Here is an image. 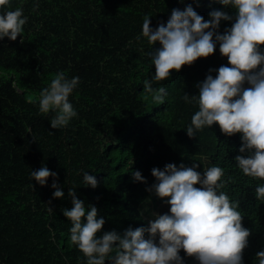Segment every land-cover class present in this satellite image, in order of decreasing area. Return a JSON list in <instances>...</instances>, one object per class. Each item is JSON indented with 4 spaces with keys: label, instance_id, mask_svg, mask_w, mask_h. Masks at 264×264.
<instances>
[{
    "label": "trees",
    "instance_id": "1",
    "mask_svg": "<svg viewBox=\"0 0 264 264\" xmlns=\"http://www.w3.org/2000/svg\"><path fill=\"white\" fill-rule=\"evenodd\" d=\"M189 4L206 21L213 10L233 16L221 20L220 34L235 22L236 10L220 0H10L0 9L19 7L27 17L16 40H0V264H87L70 241L71 221L63 214L73 207L69 188L87 211L94 205L97 219H105L97 237L109 231L123 236L129 228L149 226L151 219L139 207L155 193L148 191L157 183L152 169L163 170L168 163L198 164L195 170L202 175L211 166L224 170L225 187L218 191L239 202L242 224L251 231L243 264H258L256 253L264 251V200L257 199L255 188L264 179L244 175L238 167L235 157L248 155L239 151L242 134L227 136L218 124L192 138L186 131L199 110L191 101L198 84L218 74L210 69L231 66L219 42L207 58L152 81L154 89L167 91L163 104L144 91L143 81L155 74L149 53L161 47L143 37L144 17L155 30L166 26L173 9ZM58 72L80 78L69 97L78 114L54 129L55 113L39 112V96ZM43 166L58 174L44 186L31 177ZM134 171L146 182L135 180ZM85 172L96 178L95 188L84 184ZM53 182L63 198L53 197ZM148 199L155 205L160 197ZM180 255L185 264H198L182 249ZM105 264L113 261L106 258Z\"/></svg>",
    "mask_w": 264,
    "mask_h": 264
},
{
    "label": "clouds",
    "instance_id": "2",
    "mask_svg": "<svg viewBox=\"0 0 264 264\" xmlns=\"http://www.w3.org/2000/svg\"><path fill=\"white\" fill-rule=\"evenodd\" d=\"M9 2L0 0V9H7ZM220 2L236 10L235 22L223 34L217 31L221 20H232L233 16L220 10L211 11V19L206 21L189 4L184 10L173 9L166 26L161 23L155 30L150 27V18L144 17L143 37L150 45L157 42L161 45L149 53L155 74L151 80L143 81L144 91L153 93L156 104H163L167 91L164 87L154 89L152 81L165 80L172 70L180 71L198 58H207L219 42V51L231 66L210 69L218 74L215 77L209 74L198 84L199 93L191 101H195L199 110L191 117L187 135L195 137L197 131L214 124L227 136L241 133L239 151L248 155L235 157L238 167L244 175L264 179V0ZM26 22L22 8L0 11V40L5 37L16 40ZM79 82L78 76L69 79L58 72L40 92L39 112L55 113L50 120L52 128L66 127L77 116L69 97ZM184 99L189 101V96L185 94ZM198 167V164L177 167L168 163L163 170L153 168L157 183L148 191L169 198L170 214H154L148 227L129 228L123 236L109 231L97 237L105 219H97L98 209L94 205L87 211L75 189L69 188L73 207L63 209V214L71 221V243L87 258V264H105L106 258L113 264H185L181 249L198 264H243V251L251 231L242 224L243 216L237 210L239 202L230 201L225 192L218 191L225 187L221 167L205 168L203 175L195 170ZM57 176L47 166L31 172V177L42 186L49 177ZM133 176L146 182L140 171H134ZM83 179L85 185L97 186L96 178L88 172ZM197 184L201 186L196 187ZM52 187L56 189L54 198L64 197L58 183L53 182ZM255 192L258 200H264V184L258 185ZM145 233L149 238H145ZM256 259L258 264H264V251L257 252Z\"/></svg>",
    "mask_w": 264,
    "mask_h": 264
},
{
    "label": "rangeland",
    "instance_id": "3",
    "mask_svg": "<svg viewBox=\"0 0 264 264\" xmlns=\"http://www.w3.org/2000/svg\"><path fill=\"white\" fill-rule=\"evenodd\" d=\"M155 193H150L147 198L149 197H155ZM146 198V199H147ZM145 199V200H146ZM169 198H160L156 201V204L154 205L152 200L148 199L147 201H143L140 204V211L143 213L144 216L148 217L149 219H154L155 215L154 214H165L169 213L170 214V204L167 203V200Z\"/></svg>",
    "mask_w": 264,
    "mask_h": 264
}]
</instances>
